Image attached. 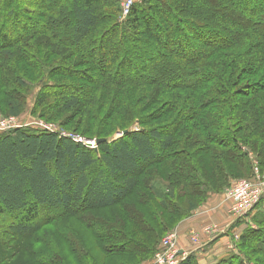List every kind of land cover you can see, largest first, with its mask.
Wrapping results in <instances>:
<instances>
[{
  "label": "trees",
  "instance_id": "1",
  "mask_svg": "<svg viewBox=\"0 0 264 264\" xmlns=\"http://www.w3.org/2000/svg\"><path fill=\"white\" fill-rule=\"evenodd\" d=\"M122 9V0H0L8 114L20 115L22 91L39 86L40 117L105 139L96 151L57 131L0 133V264H99L74 227L62 229L65 218L89 230L107 258L100 264H141L210 195L252 177L257 164L264 179V0ZM24 20L33 25L10 38L5 28ZM114 207L123 215L95 214ZM257 207L215 264H264V194ZM129 224L145 239L131 237ZM178 264L199 263L189 253Z\"/></svg>",
  "mask_w": 264,
  "mask_h": 264
},
{
  "label": "rangeland",
  "instance_id": "2",
  "mask_svg": "<svg viewBox=\"0 0 264 264\" xmlns=\"http://www.w3.org/2000/svg\"><path fill=\"white\" fill-rule=\"evenodd\" d=\"M123 3H124V0H122V5H123ZM224 4L225 5H229V4H226L225 2H223L222 4L221 3H217L215 5V7L216 8L217 7H221ZM122 15L123 16L126 15L125 12H124V7L122 9ZM32 25H33V22L32 21L31 22H27V21L24 20L23 22L20 21L18 23V25L16 26V28L15 27L13 28L12 26H9V27L7 26L5 28V31L10 35V38H13L15 36L16 31H20L21 27H28V26H32ZM214 39H216V41H219V40L222 39V36L221 35L216 36ZM174 45H175L174 44V41L173 42L171 41L170 42V46L173 47ZM92 51L96 52L97 49H94ZM133 64H135L134 65V68H136L138 65L141 64V62L137 61L136 58H133L132 65ZM137 68H140V66H138ZM14 81L15 80H13V84L14 85L13 84L12 85L15 86V89H16L17 88V85H15V82ZM10 88H11V86H10ZM12 88H14V87H12ZM38 88H39V86L38 87H35L33 89L30 88L27 91H22L23 94H25L26 97H27L26 105H25V108L22 111V113L20 115L16 116V117L11 116V115L8 114L9 108H8V106L6 104L3 103L2 97H0V112L2 113V115H0V123L3 120H5V119H8L10 117H14L15 118V121H14V124H15L14 126L15 127H31V128H35V129H40L42 127L39 124L40 123H44V124L50 125L51 128L55 129L56 131L66 132V133H69V134L72 133V132H74V130L72 128H70V127L69 128L62 127L61 124H60V122H58V121H50V120H48V119H46L44 117H40L39 114L36 112V109L34 110V103H35V100H36L35 97H36V94L39 92V89ZM11 128H13V127H11ZM4 131H6V130L0 131V133H2ZM73 134H76V133H73ZM77 134H79V133H77ZM116 136H118V134ZM254 160H255V163H257L256 158H254ZM255 170L258 172V175L257 176H256V171H255V174L252 177H249V178L243 177V178H240V179H252V180H256V179H259L260 178L261 180L264 181V179H262V175H261V172L259 170L258 164L255 167ZM254 177H255V179H254ZM236 180H239V179L232 180V182H234ZM230 185H229V187H230ZM229 187H227L223 193H226V191H227V189ZM263 194H264V191H263ZM201 206H199V207H201ZM257 210H258V207L255 210H253V211L251 210L252 212L251 211L247 212V214L250 213L249 216H251L253 213H256ZM49 213H50V211L47 212V213H44L43 214V217L45 215H48ZM95 214H100L101 216H103L104 218L106 217L107 219H111V218H113L114 215H117V214L123 215L122 212H121V208L120 207H114V208H111V209L100 210L99 213L96 212ZM247 214H245L242 217H236V220L234 221V225H238V231H235V233L239 234V236H240L241 232L244 230V228L248 225V223H247V221L245 219V218H248L249 217ZM59 221H61V223H62L61 227H64L62 229H65L66 230V228L68 229V227H71V226L75 228L74 230L78 233V239H77L78 247L81 250H86L88 252V255H89V257H90L91 260H94V261H96L99 264L100 263H104L107 260V258L105 259L104 256H103V254L101 253V251L98 249V245H97L95 239L92 237V234L89 232V230L86 227H83L82 224H80L79 222H77L75 219L73 220L71 218H65V219H62V220H59ZM249 224H251V226L254 225L252 222L249 223ZM239 225H242V226H239ZM61 227H60V230H62ZM134 229H135V227H133V225H131V224L128 225V229L127 230H128L129 235L131 237H135V239H145L141 234H135V235L134 234H131V231H133ZM42 230L47 231L50 234V237H49L50 239H53L58 244L62 245L63 248H64V250H65L64 253H66V249H65L64 242L60 238L59 232L56 229V226L54 224H50V225L47 224L46 226H44L42 228ZM49 234H48V236H49ZM169 234H175V232H172V233H169ZM169 234H167V235H169ZM167 235H165L164 237H166ZM231 237H233V235H231ZM237 239H235L233 237V239L231 240L232 243H233L232 244V247H231L232 248L231 249L232 251L235 250L233 247L235 246V242L237 241ZM162 240H161V242H162ZM55 242H52L51 243V245L53 247L56 246ZM232 251H229V253H231ZM226 256H224V257H226ZM152 259L153 258H151L150 260L144 261L141 264H151L152 263ZM219 260H217L213 264L217 263Z\"/></svg>",
  "mask_w": 264,
  "mask_h": 264
},
{
  "label": "crops",
  "instance_id": "3",
  "mask_svg": "<svg viewBox=\"0 0 264 264\" xmlns=\"http://www.w3.org/2000/svg\"><path fill=\"white\" fill-rule=\"evenodd\" d=\"M230 206L231 200L226 193L212 194L201 207L180 222L174 231L180 253H194L199 264H213L232 251L231 235L238 231V225H234L236 217L230 213ZM207 225L218 228L220 234L205 232ZM192 232L198 233L199 241L192 240Z\"/></svg>",
  "mask_w": 264,
  "mask_h": 264
},
{
  "label": "built area",
  "instance_id": "4",
  "mask_svg": "<svg viewBox=\"0 0 264 264\" xmlns=\"http://www.w3.org/2000/svg\"><path fill=\"white\" fill-rule=\"evenodd\" d=\"M136 1L137 0H124L123 7L125 14L129 12L130 7ZM14 117H10L8 119L3 120L0 123V131L12 129L11 127L18 128L14 126ZM39 125L42 127L40 129L47 131H56L55 129L51 128V126L48 124L40 123ZM60 134L69 135L75 140L89 145L91 148H95L97 146L96 139H87L80 135L69 134L66 132H60ZM257 175L258 172L256 171V176ZM263 191L264 181L260 178L256 180L239 179L232 182L230 187L226 191L228 198L231 200L230 213L235 217L244 216L245 214H247V212L253 210L255 205L259 202ZM204 230L205 232L210 233L212 235L220 233L218 232L219 229L212 225L205 226ZM234 238H239V234L235 233ZM192 240L199 241V235L197 232H192ZM187 255L188 254L182 255L180 253L177 247L175 234H169L163 238L162 242L160 243L159 250L155 253L151 264H178Z\"/></svg>",
  "mask_w": 264,
  "mask_h": 264
},
{
  "label": "water",
  "instance_id": "5",
  "mask_svg": "<svg viewBox=\"0 0 264 264\" xmlns=\"http://www.w3.org/2000/svg\"><path fill=\"white\" fill-rule=\"evenodd\" d=\"M126 133H128L127 130L118 133V136H122V135H124V134H126ZM103 141H105V139H96V144L98 145L100 142H103ZM95 150H96V151L98 150L97 146L95 147Z\"/></svg>",
  "mask_w": 264,
  "mask_h": 264
}]
</instances>
